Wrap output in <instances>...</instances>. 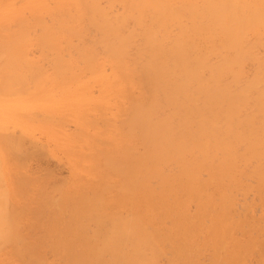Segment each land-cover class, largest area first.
Segmentation results:
<instances>
[{"label":"bare ground","instance_id":"obj_1","mask_svg":"<svg viewBox=\"0 0 264 264\" xmlns=\"http://www.w3.org/2000/svg\"><path fill=\"white\" fill-rule=\"evenodd\" d=\"M43 1H45V0H43ZM72 1H75L74 5H72V10L70 9V7H71L70 4L68 6L69 8L65 5H62V6H65V8L59 7L60 9H58V7H57L58 10L56 9L57 10L56 12L53 11L54 9L50 10V12L53 15H55L57 13L59 14V16L57 15L58 17L56 15L53 17H55L54 19L56 20V22H58V27L61 26L62 28H58L56 26V24H57L56 22H55L56 24L54 26L53 25L52 26L51 25L45 26L47 23L46 24L44 23V20H43L44 17H42V16L41 17H42L43 21L41 19H38L39 21L41 20L39 23L42 25V27L43 28L45 27L44 32H43V30H42L43 28L40 25L42 31L40 30L39 32H43V33L40 36L41 38L39 39V42H41V44H43V46L47 42H50L51 44L55 43L57 35L63 31L62 29L65 26L67 19L72 20L74 18H77L76 17L77 15L80 16V14L82 12H85V14L87 13L86 15L89 18H91V20H90L91 25L93 24L94 25L93 27H95L97 29V32H96L97 35L94 36L95 38H93V39L95 40V43L100 45V46H97V45L96 46L101 47V45H102L104 47V49H102L103 47H101L100 49L103 51L107 50V52L110 54V56L112 58L111 63H114V65L117 67V70L119 72L118 74H120L121 79L123 81H130L131 80V71L133 70L134 72L135 71L137 72L140 88H136V89H140V91H139L137 96H136V94H135V96L132 94L135 98H132L130 101V106L127 109L128 110L127 116H126L127 119L125 120V122L122 120L124 122V123L123 122L122 123L125 124L124 125L125 127L123 125L122 126L125 128V130H127L126 131L127 137L125 136V134L122 135L123 138H125V139L123 140V138H122L123 141L121 142V144L119 143L118 146L115 144L116 147L114 145L113 148H109V146H111V144H112V141H111V144L109 143L108 147H101V143L105 142V141H101V140L106 139V137L108 136L107 135L108 132L109 133L112 132L111 127H109V130L111 128L110 131L107 130L109 125L108 126L104 125L105 127H107V129L105 128V130H104V127L102 126L103 130H99L100 132H98L97 134L93 133L94 135L93 134L90 135V136H92V138H91V140H88V144H86L91 149L90 153L93 154V156L95 157L96 162H97L96 167H94L95 169L91 168V169H94L96 171L95 177H97V179H82V178L80 179V178H77L78 181L73 180L74 183L75 182H79V183L84 182V183L78 184V185L76 183L73 185V183H72L71 184L72 186H68V187H64V185H65L64 184L63 188L58 187V189H57V186L60 185L61 181L64 183V178H60V179L58 178L59 180H56V182L58 181V183L54 182L55 186H56V184H58V185L55 188H53V186H54L53 183L50 182L49 180H45L44 178H46V177H43L42 179H44L45 181H49V184L51 183L50 186L48 187L47 183L45 181L43 182V180L40 179L42 181V182H40V180L37 179V176L39 177V174H37L35 171L34 176L37 174L36 180H38L40 183H43V185L41 184V186H45L44 183H46V187L49 188L48 190H50V192L47 191L46 187H45L46 190L44 189V187L42 189L40 186V183L38 182L39 186H40V190L38 189L39 187L38 188L35 187V190L37 189L39 191L38 192L35 191L38 194L35 193V195H33V196L31 195L32 192L29 189L32 190V185H34V184H32V183H34V180H33L34 177L28 173L32 169H29L30 170L29 171L28 169L25 168L26 170H28V172L27 173L24 172L25 171L24 167H25V164L27 161V160H25L27 158V156H26V158H24L25 163L23 162L24 166L23 165L19 166L20 163L17 165L20 168L23 167L22 169L24 170L23 171L24 174L22 172L19 173V171H22L21 169L20 170L17 169V172H18L17 174H19V175L17 177L15 176V178H11V176L13 174L11 172H9L10 174H12V175H10V184L8 185V187L11 185L10 188L5 187V185L2 181L1 182L3 185L0 182V245L4 244V242L10 244L12 247L11 248L12 252L15 254L13 257L18 256L19 260L21 258V261H19V260L18 261L22 262V264H48V263H44L43 261H42L43 263L41 262L40 255H38V254L36 255V252H35L36 250L34 249L35 247H37V246L39 247V245H41L40 242H41V239H43V237H40V235H42V233H44L46 235H49L48 239L51 240V242L49 241L51 243L50 245L53 246L57 243L55 241H59L60 242L59 244L64 246V248H62V249L58 248V247H56L58 244L57 243L56 246H54L53 249L52 248L51 249L55 250L54 254L59 253L61 258L62 259L64 258L65 260L69 261L70 264H153L154 261L157 262V260L155 259L156 258L155 253L159 254L158 252H160L158 246H156L157 244H160V246L163 248L164 246H166L165 245L166 242H167V244H168V241L171 242L173 240V239H171V237L174 238L173 235H175V234L177 235V233H178L181 235L179 237L176 236L179 240L176 241L175 240L176 237H175L174 238L175 242L174 241H172V242H174V243L179 242L180 238L183 239L182 236L185 235L186 236L185 239H183V240L181 239V245L183 246V244L186 245V242H187L186 240L188 239L189 236H194V235L197 236L196 235L197 233L199 235H201L200 234L201 231L199 230L198 226L200 227V224H202V223H200V221H198L199 219H197L199 224L198 223H197V225L195 224L197 227H195V225H194V228H197L200 233L196 229H195L196 230V233H195V230H194V228H192V226L196 222V220L194 221V223L191 224L192 226L190 227L191 221H189V220L191 217H189V219H188L185 217L186 216L185 215L184 219H185V221L186 220L188 221V222L186 221L187 224H185L186 222L183 219L184 214L182 215L180 213L182 209H180L179 211H176L179 208L176 207L177 208L176 209L175 206H178V205L180 207L182 205L184 206V203L188 198H190V199L195 198L194 200L197 199L198 204L197 203L196 204L200 205L199 200H201V199H199L200 198L199 195L202 194V196H203L204 191H207V190H205V188L207 189L208 187H211L208 185L209 181L211 183V180H212V184H213V181H216V182L219 181V184L222 187L228 189V186L226 187L225 183L229 182V180H230V183H232V182L234 183V181H236L238 179V178H236V180H235V177L231 176L230 173L234 171L235 166L237 164L236 162L239 159L248 160L247 162L249 163L250 159L257 158L258 160L259 159L263 160V162L259 160L260 161L259 163H261V162L264 163V53L260 54V52H261L260 49L259 48L255 49L257 46L254 45V44H257V45L262 44V46L264 48V44L262 43V41H260V39H257L258 37H260L261 39L264 37L262 35V34H264V31H261L262 29L261 30L259 29L261 32L256 31L257 28L255 30L251 29L252 33L256 34L253 36H258L256 38L257 41H255L256 40V39H254L255 37L250 38V41L247 39L250 36V35H248L249 32H247V29H246V27H248L247 22L249 20L246 21L247 26H244L245 19L247 20V18H245L246 14H243V12L248 14V12H246V8H245L246 4H243V6H241L243 8L245 5V7L243 8V10L244 9L245 10L243 12H241L240 7H239L241 2L243 3V0H223V1L221 0V3L218 0H202V2L200 4H198V0H119V1H116V3H118V2L120 3V1L123 2L122 3L123 4V10H122V13L116 14V15L113 14V11L110 9L111 7L108 6L109 10L112 11V12H110L111 14L108 12V9H106L107 7L103 8V5H100L102 3H100V4L98 3V2H100V0H71V1H66V2L70 3ZM108 1H110V3L112 1L111 4H113V2H115L114 0H107L106 2H108ZM244 1H246V0H244ZM248 1L251 2L253 0H251V1L248 0ZM248 1H247V3H248ZM60 2H61V0H60ZM13 3H15V2H13ZM58 3H59V1H58ZM110 3H107V5H110ZM262 3L264 4V0L262 1ZM3 4H4V0H0V11H1V6ZM250 4H249V6L247 5L248 9L251 6ZM254 4H256V6L258 5L257 6L258 8L255 7V9L256 8L259 9V7H263L262 6L263 4L262 5L260 4V6L257 3H254ZM41 5H43V4H40V6ZM85 5L88 6L86 8V10L84 7ZM192 5H194V6L196 5V8ZM121 6L122 5L120 4V7ZM251 7L253 8V6H251ZM9 9H11V8H9ZM37 10H38V12H40L41 9L37 8L34 11L36 12ZM3 11L5 12V10H3ZM16 11H14V12H16ZM249 11H250V13L248 15H251L252 12L257 13V11H258V13H260V9L257 11L255 10V12H254V9L250 8ZM17 12H19V11H17ZM61 12H62V14H60ZM117 12L118 11L116 9V11H114V13H117ZM7 13H9V12L7 11L6 14ZM12 13H13V11H12ZM260 14H262V13H260ZM260 14H258L259 17H260ZM7 15H9V14H7ZM38 15H40V14L38 13ZM45 15H47V14H45ZM61 15H64V16H61ZM82 15H84V14L82 13ZM252 15H254V14H252ZM263 15H264V13H263ZM0 16H1V14H0ZM3 16H6V15L4 14ZM21 17L19 19H21ZM41 17H39V18H41ZM53 17H50V18L52 19ZM256 17H258V16H256ZM24 18L25 17H23L22 19H24ZM26 18H28V17H26ZM35 18L37 19L38 17H35ZM22 19H21V22L23 21ZM30 19H33V18H30ZM30 19H29V21L31 22ZM34 19H33V21H34ZM249 19H251L250 22L253 21L252 18H249ZM261 19L264 21V17L263 18L261 17ZM261 19H260V22H261ZM38 20H36V21H38ZM255 20H257V19H255ZM69 21H67V22H69ZM146 21H149V22H146ZM263 21H262L261 25L263 24ZM14 22H16L17 25L20 23V21L18 22V20H15ZM25 22L26 21H24V23ZM41 22L44 23L45 25L43 26V24ZM70 22H73V21H70ZM131 22H132V24H131ZM133 22H134V25H133ZM242 22L244 24H242ZM250 22H249V25L251 24ZM11 23H12V21H11ZM24 23L22 22V24H24ZM90 23H88V24H90ZM256 23H257V21H256ZM5 24H6L5 21L3 19H0V36H1L0 37V95H2V96L6 95V93H9L11 91L13 92V91L18 90V89L19 90L24 89L25 86L27 88L26 83L28 84L29 80H28V82L26 80L29 79L28 76L32 77V79L30 81H34L33 79H35L37 81L38 77H41V74H44L43 71H40V73H41L40 74L39 71H35V70H34V72L31 71L32 74H31V72L29 74V71H27V70H30V68L27 69L28 67L25 65V63H23L21 61L24 58L21 57V55H20L24 51V50H22V47H23L22 39H24V37H26V36H24L25 34L22 33L23 28H22V31L20 34L19 31L21 29L18 32L8 31L5 29L7 26ZM13 24H11V26L9 28L14 27L15 25H13ZM71 24H69V25H71ZM26 25H28V22ZM173 25H175L176 30L174 28H172ZM258 25L260 26L259 22H258ZM55 26L57 28H54ZM253 26L257 27L255 25H253ZM19 27H22V26L19 25ZM27 27L25 26V28H27ZM262 27H264V26L263 25L260 26V28H262ZM251 28H253V27H251ZM4 29H5V31H7V33H1L4 31ZM31 29H32V27H31ZM69 29L70 28H68L67 30L69 32H72V34H74L75 32L77 33V29L74 28L76 31L73 29V31H75V32H73L72 30L70 31ZM33 30H34V27H33ZM82 30H84V29H82ZM123 30H124V32H123ZM68 31H67V33H68ZM24 32H28V31H24ZM39 32H38V34H39ZM90 32H91V30H90ZM83 33H84V31H83ZM246 33H248L247 34L248 36L246 35ZM28 35L29 34H27V36ZM59 35L61 36L62 34H59ZM77 35H76L77 40L78 39L80 40L81 39L80 37L82 35L81 36L79 35L80 37ZM93 35H91V36L93 37ZM245 35H246V37H245ZM22 36H23V38H22ZM34 37H36V36H34ZM66 39H64L65 42H66ZM93 39H89V41H91ZM252 39H254V42H255L254 44H251ZM29 40L31 41V38ZM68 40H67V42H68L67 46H69V44L72 43L71 38L69 41ZM70 41H71V43H69ZM80 41H82V40H80ZM67 42L64 43L65 47H67L66 46ZM248 42H250V43H248ZM263 42H264V38H263ZM81 43H80V45L82 46L83 44H81ZM95 43H94V45H95ZM51 44H50V47H51ZM39 45H40V43H39ZM39 45H38V47H39ZM73 45H76V44L73 43ZM73 45L71 44L72 47H74ZM55 46L59 47L57 45H55ZM55 46H54V48L52 47L49 49L50 54H51V50H54L56 48ZM71 46H69L70 49H71ZM131 46H132V48H130ZM258 46H260V45H258ZM77 47L79 48L80 46L76 45L75 51H79L80 54L82 53V57H83L85 50L90 51L89 48L92 47V44H91V46H89V48H85L84 53L81 52L82 50L78 49ZM84 47H85V45H84ZM27 48L29 49V47H26V49ZM40 48H41V46H40ZM42 48H44V47H42ZM60 48L61 47H59V49ZM64 48H62V49L64 50ZM260 48H262V47H260ZM263 48H262V50H263ZM56 49L58 50V48H56ZM56 49L53 51L54 54H51V55H53L54 57L57 56L56 59L59 57H61V58L58 59V61L55 64V68L53 70L56 69V72L58 71V74L55 72L57 77L58 76H64L65 77V75H67V73H68L67 72L68 66L66 64L68 63L69 59L68 60L65 59L64 58L65 54L63 57V55H61L60 52L59 53H58V51L56 52ZM62 49H60V50H62ZM81 49H83V47H81ZM95 49L97 50L98 48L95 47ZM95 49L91 50V51H95ZM128 49L136 50V51H135L134 55L132 57H130L131 58L130 60L122 61V59H123L122 56L127 54V52L129 53V51L131 52V50H128ZM21 50H22V52H21ZM65 50H67V49H65ZM101 50H98L99 52L98 51L97 52L101 53L100 52ZM27 51L28 50H26V52ZM46 51H47V49H46ZM256 51H260V52L257 53ZM65 53H67V51ZM86 53H88V52H86ZM95 53H96V51H95ZM48 54H49V52H48ZM57 54L58 55L60 54V55L58 56ZM67 54H66V56H67ZM97 55L99 56V54H97ZM97 55H96V57H97ZM22 56L26 57V55H22ZM53 56H48V57L49 58L51 57V59H52ZM79 56L80 57H78V58L83 59V58H81V55H79ZM129 56H130V54H129ZM215 56H217V57L219 56L218 60H216L217 57H216V59L213 58ZM84 57H88V58L91 57L94 59L95 55L93 57L92 56H90V57L84 56ZM46 58H45V60H46ZM65 60L67 63H65ZM85 60H88V59L85 58ZM24 61H26V60L24 59ZM76 61H77V59H76ZM83 61L81 60V62H83ZM88 61H86V62L89 64L91 61L90 62H88ZM249 61L255 62L256 65L253 63L255 66L252 68V70L250 68H249V70L250 71L254 70V71L249 73L251 75L247 74V76H245L246 75L245 72H247V71L244 72V69H243L244 64L246 62L248 63ZM30 62H28V63H30ZM69 62L72 63L73 61L72 62L69 61ZM77 62H76V64H77ZM95 62H93V63H95ZM30 64H32V63H30ZM78 64H80V63H78ZM250 64H251V62H250ZM35 65H37V64H35ZM49 65H51V64H49ZM85 66L87 67L86 64H85ZM245 66H246V64H245ZM31 67H32V65H31ZM38 67L40 68L43 66H39V64L37 65V67L35 66L36 69ZM39 68H38V70H39ZM89 68L90 69L86 68V71L93 69V68H91V66ZM33 69H34V66H33ZM40 69L42 70L43 68H40ZM99 69H101V68H99ZM74 71L75 70H73V72ZM50 72H51V70H50ZM73 72L71 70V74ZM26 74H28L27 79H26ZM52 74H53V72H52ZM71 74H70V76H71ZM78 76H79V74H78ZM108 76H110V75H108ZM222 77H223V79H222ZM224 77H226V79ZM102 79L104 80V78H102ZM40 82L42 83V81H40ZM30 84H29L28 88L30 87ZM64 84L62 85L63 88L66 87V86L64 87ZM67 84H69V83H67ZM119 84L120 83H118V85ZM43 85H44V83H43ZM80 85L82 86V83ZM98 85L101 86V84H98ZM98 85H96V86H98ZM126 85H127V83H126ZM116 86L117 85H115V87ZM135 87H137V86H135ZM15 88H17V89H15ZM26 88H25V90H27ZM77 88H76V90H77ZM130 88L131 87L129 86V89ZM25 90H24V92H25ZM21 91H16L15 93H18V92L21 93ZM54 91L56 92L57 90H54ZM67 92H69V91H67ZM30 94L33 95L34 97L45 95L42 93V88L39 85L36 86ZM113 94H115V92ZM46 95L50 96V92H46ZM115 95H116L115 97H117V94H115ZM95 96H97V95H95ZM18 100L19 99H17V101ZM114 100H116V99H114ZM57 102H59V101H57ZM98 105H101V104L98 103ZM81 106H80V108H81ZM23 108L25 109V107H23ZM23 108H21V109H23ZM104 108H105V106H104ZM108 108H109V106H108ZM125 108H122V110L123 109L126 110ZM85 109H87V108H85ZM100 109L102 110L103 107H101ZM32 111H34V110H31L30 114L31 113L35 114V112H32ZM37 111H39V110H37ZM114 111L116 112V110H114ZM103 112H104V110L102 111V113ZM158 112H161L163 114L161 115V113H160V114L156 115ZM37 113H39V112H37ZM43 113L44 112H40L39 113L40 116H41V114L45 116V113L44 114ZM54 113H56V112H54ZM54 113L49 116L51 119H52L51 116H53ZM86 113H88V112H85V114ZM105 113L106 112H104L103 115H107ZM111 113H113V112H111ZM26 114H28V116ZM39 114H38V116H39ZM77 114H78V112H77ZM20 115H22V114H20ZM23 115H26L30 119L33 116V115L29 116V113H26V112L23 113ZM46 115H49V114L47 113ZM61 115H63V113H61ZM94 115L95 114L93 113V115L91 117L92 120H95ZM122 115L124 116V114H122ZM44 116L41 117V119H43ZM56 116L58 117V113ZM84 116H86V115H84ZM84 116H83V118H84ZM2 117H3V115L0 112V121H1ZM23 117H25V116H23ZM45 117L47 120L48 117L47 116H45ZM60 117H62V116H60ZM63 117H64V115H63ZM63 117L61 119L60 118H58V119L55 118V119L59 120V122H60V120H62ZM96 117L98 118L99 116H96ZM107 117H109V115ZM32 118L35 119L34 117H32ZM36 118H39V117H37V115H36ZM66 118L64 117V120H66ZM110 118H111V116H110ZM7 119H9V118L7 117ZM23 119L26 120V118H23ZM51 119H49V120H51ZM55 119H53V120L55 121ZM67 119L70 120L69 118H67ZM101 119L102 120L104 119L102 122L107 121L103 117L102 118L100 117V120ZM107 119L109 120V118H107ZM116 119H118V118H114V120H116ZM36 120H38V119H35V121ZM111 120H113V119H111ZM1 122H4V121H1ZM9 122L13 123L14 121L10 120ZM43 122H44V120H43ZM62 122H60L59 124H61ZM85 122H86L85 118H84V123H83V120L81 119L82 126H85V127L89 126V125H86ZM87 122H90V120L88 121V119H87ZM14 123L18 124L16 122H14ZM45 123L47 124V122H45ZM48 123H52V122L48 121ZM56 123H57V121H56ZM90 123H92V122H90ZM96 123H97V125H99L98 121ZM106 123H108V122H106ZM40 124H42V123H40ZM46 124L44 125L45 127L48 125V124L47 125ZM78 124L79 123H77V125ZM8 125L10 127H12V125H10V124H8ZM63 125H61V126L63 127ZM1 126L8 128L5 125H1ZM56 126H58V125H56ZM76 127L77 126L75 125V129L77 130ZM85 127L82 128L83 130L82 129L80 130V127H78V131L80 130L83 132L86 129ZM18 128H21V127L19 126ZM55 129H56V127H55ZM58 129L60 130V128H58ZM92 129H93V126H92ZM116 129L118 131L120 130L118 128H116ZM14 130H16V128ZM26 130H28V129H26ZM51 130H53V129H51ZM192 131H193V133H191ZM3 132H4V129H3ZM8 132H10V131H7V133L4 132V134L5 133L8 134L7 135L8 137L11 136L10 139H8V137L6 138V134H5V138L3 140H0V142H5L6 147H9L12 149L11 152L9 151V149H7L9 154L13 155L17 152V154H15V155L19 156L21 154L20 156L23 158L24 157L22 155L23 153H21L23 151H21V150H24V149H20L21 141H20V143H19V141H17V136H16L17 131H15L16 132L15 136H14L13 132L12 133L10 132L11 135H9ZM18 132H19V130H18ZM88 132H89V130H88ZM94 132H97V131H94ZM113 132H115V130ZM122 132H123V130H122ZM19 133H21V132H19ZM19 133L17 135H20ZM62 133H63V131H62ZM1 134L3 135V133H1ZM12 134L16 138V141L14 140L15 138L13 139ZM116 134H114V135L116 136ZM75 135H77V134L75 133ZM23 136L25 138L27 137L26 134L21 135V137H23ZM85 136H86V133L84 132V133H81L79 137H85ZM88 136H89V134H88ZM111 136H113V135H111ZM134 136H135V138H136V136L142 137V138H140L141 141L139 142V143H141V142L143 143V149H141L142 150L141 152H138L140 147L138 148L137 146H140L142 144L138 145L137 144L138 141L136 142V140L133 139ZM18 137H20V136H18ZM21 137H20V139H21ZM77 137H78V135H77ZM110 138H108V139H110ZM82 139H84V138H82ZM111 139H113V138H111ZM117 139L118 138H116V139L114 138L113 140H117ZM119 139H120V137H119ZM7 140H9L8 144L6 142ZM28 141H29V139L27 140V143H28ZM30 141H32L31 138H30ZM30 141H29V143H30ZM78 141L80 142V140H78ZM100 141H101V143H100ZM33 142H34V140H33ZM117 142H119V141H117ZM38 144H39V142H38ZM38 144L36 143V145H38ZM107 144L105 146H107ZM21 145L23 146L25 144H21ZM31 145H33L31 147H34L35 143L31 144ZM64 145H65V143H64ZM75 145H77V144H75ZM238 145L239 146L241 145V147L243 148V150L241 152L236 151L235 147ZM66 146H65V149H66ZM70 147H72V146H70ZM83 147H84V144H83ZM241 147H239V149ZM25 148H27V147H25ZM41 148H42L41 150H43L44 145ZM19 149L21 152L19 151ZM31 150H30V152H31ZM33 150H32V152H33ZM69 150L70 149H68V151ZM18 151H19V153H18ZM25 151H27V150H25ZM12 152H13V154H12ZM83 152H85V151H83ZM85 153L87 155L89 154V152L88 153L85 152ZM220 153H222V154L220 155ZM216 154L217 155L219 154L220 156L218 155L219 158L216 157L218 159L217 160L218 162H217V164L214 165L212 163L213 161H210V156L212 157ZM28 155L30 156L29 152H28ZM85 156L81 157V158H86ZM10 157H9V159H10ZM17 157H16V159H15V157L13 159L18 161L19 159L17 160ZM21 157H19L20 160L22 159ZM212 158L214 159L215 157H212ZM9 159H7L6 161L8 162ZM15 160H12V161H15ZM70 160H73V159H70ZM258 160H256V161H258ZM171 161H173L174 163L173 162L171 163ZM256 161H254V162H256ZM243 162H242V164L245 166V164H247V163H246V161H245V164ZM170 163L173 164V167H169L167 170L166 169L167 166H171ZM259 163L257 165L262 167V165ZM15 165L13 167H15ZM28 165H27V168H28ZM77 165H80V164H77ZM243 165H242V167H243ZM252 165H254V164H252ZM9 166H10V164H9ZM222 166H225L226 170H224L223 172L226 173L227 175H224L222 173V171H221ZM75 167L76 166H74V168ZM80 167L83 168L82 164L80 165ZM239 167H240V165H239ZM15 168H17V167H15ZM85 168L86 167L84 166V169ZM37 169L42 170V171L43 170L46 171L45 169H42V166H41V169L40 168H37ZM237 169H239L238 166H237ZM245 169H247V168L245 167ZM261 169H263V167L258 168V170H261ZM14 170H16V169H14ZM242 170H243V168H242ZM202 171H205V173L208 172L207 175H208L209 181H203L202 180L201 177H203V175H200L202 173ZM32 172L33 171H31L30 173H32ZM91 172H92V170H91ZM236 172H238V171H236ZM3 173H4V171L2 170V166L0 165V178H2ZM49 173H50V171H49ZM233 173H235V172H233ZM238 173H237L238 175L236 174L237 176L240 175V172H238ZM25 174H26V176H24ZM71 174L73 175V173H71ZM28 175H29V177H33V178L30 179L29 177H27ZM45 175H47V173ZM229 175L232 177V179L230 178ZM255 175L256 174H254V176L250 174L251 177L252 176L255 177ZM263 175H262V173L259 172L258 173L259 179L263 178V177H261ZM52 176H53V174H52ZM205 176H206V174H205ZM225 176H227L229 180L226 179V182L224 183V181H225L224 177ZM242 176H244V175H242ZM12 177H14V176H12ZM53 177H55V175ZM153 177H154V180L152 179ZM47 178H48V176H47ZM155 178L158 179V187L155 185L157 187V189L159 188L157 190L158 192L153 193L151 191V193H150L148 191L150 194H148V197H147V195L145 194V192H147L146 191L147 185H148L149 181L150 182L151 181L153 182L155 180L157 181V179H155ZM245 178H246V176H245ZM51 179H52V177H51ZM233 179H234V181H233ZM8 180H9V177H8ZM263 180L264 179H262V181ZM52 181H54V180H52ZM65 181H66V178H65ZM238 181H239V179H238ZM262 181H261V183H262ZM62 182H61V184H62ZM30 183L32 184L31 186H29ZM67 183H69V182L67 181ZM237 183L240 184V182H237ZM261 183H258L257 185H259ZM35 184H36V182H35ZM229 184H227V185H229ZM220 185H219V187H220ZM240 185H242V182ZM51 186L54 189V190L52 189V193H53V191H56L55 189H57L60 192H58V191H56V192L60 193V194H58L60 196L57 195V197H56L55 193H54L55 195L50 194L51 193V189H50ZM27 187H31V188H28V191H30V192H28L27 190L24 192V190ZM151 187L153 188V186H151ZM230 187H231V185H230ZM234 187H236V186L234 185ZM109 188L113 189V190H109ZM208 189H210V188H208ZM246 189H248V188H246ZM108 190H109V192L113 191L114 193H112L113 194L112 201H110V203L107 204V201L110 200V199H107V197L105 195L106 191L108 192ZM155 190H156V188H155ZM212 190L216 191L217 189H215V188L211 189V193L213 192ZM219 191H220V188H219ZM26 192H27V194H26ZM205 193L208 194L207 192H205ZM209 193H210V191H209ZM217 193L219 195V192H217ZM228 193H230V192H228ZM255 193H259V192L257 191ZM224 194L222 192V195H224ZM51 196L53 198L55 196V199L53 200ZM110 196H111V194H110ZM183 196H186V197H183ZM204 196H205V194H204ZM212 196H214V195H212ZM212 196L211 195L205 196L204 197L205 200H201V202L204 201V203H206V205L215 203L213 201L215 200L214 198L217 195H215V197L213 198L214 199L213 201L210 198ZM220 196H221V193H220ZM232 196H233V194H232ZM201 198H203V197H201ZM222 198L225 200V197H222ZM230 198L231 197H229L228 199L230 200ZM171 199L174 200V202ZM189 200H188V202H189ZM194 200L192 202H194ZM215 201H217V200H215ZM244 201H242V202L244 203ZM190 202H191V200H190ZM226 202H227V200H226ZM232 202H233V200H232ZM242 202L239 203L240 204L239 206H243ZM246 202L247 201H245V203ZM227 204H229V202ZM227 204L225 203V205H227ZM235 204H236V202L234 203V205ZM35 205H36V208L34 211V214H35L34 215L31 212H33L32 209H33V206H35ZM106 205H108L107 207L110 206L111 209H106ZM212 206L214 207V209H217L216 208L217 206H215V205H212ZM31 207H32V209H31ZM222 207H223V205H222ZM48 208H49V210H48ZM197 208H199V207L197 206ZM210 208H207V209H210ZM243 209H245V208L243 207ZM44 210H45V212H47V210L50 212L49 213L47 212L48 213L47 214V213L43 212ZM107 210H110V211H107ZM121 210H127L128 214L129 213L130 214L129 215L125 214L126 216L122 218V216H124V214H122ZM197 210L199 211L200 208ZM217 210H219V209H217ZM119 211H121V213ZM212 211L214 212V210H212ZM234 211L238 212L241 210L239 209V210H234ZM42 212L47 214L48 216L44 215ZM125 212L126 211H124V213ZM194 212H195V210H194ZM208 212H211V211L208 210ZM213 212L210 213L211 214L210 219H212V220H210V222H213L212 225H214V226L216 225V229L221 231L223 229H220V228L224 227L226 225V223H228L230 221V220H228V215H227V217H225L226 218L225 220L222 219L223 217L219 218V222H218L217 213L219 211L217 213H216V210L214 213ZM150 213H152V214L150 215ZM187 214H188V212H187ZM201 214H202V210H201ZM201 214L196 215V216H201ZM221 214L223 215L225 213L222 212ZM190 215L194 216L192 214H190ZM190 215H188V216H190ZM242 215H243V213H242ZM166 216H167V218L169 216H171V218H172V216L175 217V219H174V217L172 219L170 217L168 218L172 221L174 219V221L172 223L175 222V226H174L175 230L173 228H172L173 230H171V226L169 228L170 230L169 229L163 230V229H167V228H164L165 223L163 221L164 217H166ZM202 216L204 217L205 215L203 214ZM207 216L209 217V214ZM240 216H241V214H240ZM237 217L235 218V216H234L233 219H237ZM194 218L192 217L191 220L193 221ZM196 218H198V217H196ZM248 218H250V217H248ZM166 219H165V221H166ZM226 220H228V221L226 222ZM90 221H91V224H93V225H90L91 227L90 226L88 227V224L90 223ZM237 221L236 220H235V222L233 221L234 223L231 222L230 225H233L236 227V225H234V224ZM188 223H189V225H188ZM252 223H254V221ZM248 224H249V222H248ZM230 225L228 227H230ZM257 225H259V224H257ZM260 225H261L260 227L258 226L259 229L261 227H263L264 223L263 224L261 223ZM92 226H94L95 228L93 229V231H89V233L91 232L89 234L87 232L86 228H91L89 230H92V228H93ZM214 226H213V228H215ZM255 226H256V224H255ZM255 226H253L254 229H255ZM166 227H169V226H166ZM244 227H247V226L245 225ZM148 228H150L151 230H149ZM233 228H231V230H233ZM229 229L227 228V225H226V229H224V230L229 231ZM241 229H242V227H241ZM243 229H245V228H243ZM42 230L44 232H40ZM161 230H163V231H161ZM217 230L213 231L214 234ZM224 230L222 232L227 233V231H224ZM231 230L229 231L230 233H231ZM256 230H257V228H256ZM28 231L30 234L33 231H35V232L38 231L36 235L39 234V236H35L34 235L35 233H33V236H35V237H33L32 234L30 236ZM204 231L205 230L203 229V232ZM210 231H211V229H210ZM257 231L260 232L259 230H257ZM206 232H205V234H206ZM239 232L240 231H238L234 237H236V235ZM221 233H219V234H221ZM223 233L221 234V237H222V235L225 234V233L224 234ZM230 233H227V234H230ZM227 234H225V236ZM254 234H256V233H254ZM254 234H253V236H254ZM46 235H43V236H46ZM210 236H211V234H210ZM212 236L209 239L212 240ZM229 236H231V235H229ZM166 237H168V239L170 238L171 240L169 239L166 241L165 240V239H167ZM200 237L202 238V236H200ZM219 237H220V235H218V237L216 239L214 238V240H217ZM260 237H262V236H260ZM260 237L258 239L261 240ZM205 238H207V237L205 236ZM205 238H204V240L207 241L208 239H205ZM247 238H249V237H247ZM191 239L193 240L194 237L193 238L189 237L188 241ZM199 239L200 238H198V240ZM221 239H220V241H221ZM258 239H256V240H258ZM44 240H45V237H44ZM46 240H47V238H46ZM46 240L44 241V243L46 242L45 244L48 245L47 244L48 240L47 241ZM154 240L157 243L156 245H155V242L153 243ZM223 240L225 242L227 239L226 240L223 239ZM256 240L254 239L253 241L255 243H257ZM182 241H184L185 243H183ZM210 241H209V243H211ZM228 241L230 244L232 242V239L228 240ZM235 241H236V239H235ZM172 242H171V245H174V243L172 244ZM215 242H214V244L217 245V242L216 243ZM245 242L242 241L241 244H243V243L245 244ZM250 242L252 243L251 240H250ZM41 243H43V241ZM195 243H196V241H195ZM212 243H213V240H212ZM222 243H223V241H221V244ZM226 243H228V242L226 241L225 244L222 245V246H224V248L227 247ZM246 243L249 245V241ZM59 244H58V246H59ZM179 244L180 243L177 244L178 249H180V251L182 252L181 253L182 255L187 253V251L186 252L184 251L186 246H188L189 249H191L189 247L190 245L193 246L192 243L191 244L187 243L188 245H186V246L184 245L185 246L184 248L183 247L179 248L181 246V245L179 246ZM206 244H204V245H206ZM235 244H236V242H235ZM237 244H238V242H237ZM231 245H232V243H231ZM149 246H150V248L152 247L151 250H150ZM196 246H195V249H193L195 251H196V248L199 247V246H197V247ZM238 246H239V244H238ZM238 246L236 247L235 250H232L233 253H230V254L226 253V254H228V255L232 254L233 255L236 252L237 248H239ZM251 246L249 247L250 249L254 248L253 246L251 248ZM169 247H172V246H170V244H169ZM176 247L177 246H175V245L173 246V248H176ZM212 247H216V246L212 245ZM234 247L235 246H233V249H234ZM54 248H56L58 250L60 249L59 252H57L56 249H54ZM155 248L157 249V252H156ZM206 248H208V246H206ZM221 248H223V247H221ZM259 248H260V246H259ZM259 248L256 247L255 251H257V249L259 250ZM40 249H42V247ZM182 249H183V251H182ZM189 249H188V251L189 252L192 251V253H193V250H189ZM205 249H203V251ZM217 249L215 248L214 250H217ZM220 249H218V250H220ZM250 249H249V251H250ZM145 250L149 252V255H148V252L146 254ZM152 250L153 251L155 250V251H154V255L151 256L152 257L151 258L150 255H152V253H153ZM247 250H248V248H247ZM247 250H246V254H247V252L249 253V251H247ZM161 251H162V249H161ZM177 251H179V250H177ZM230 251H231V249L229 250V252ZM144 252H145V255H144ZM211 252H213V250ZM222 252H223V250H222ZM239 252L241 253L242 251H239ZM239 252H236V254L237 253L239 254ZM263 252H264V250H263ZM170 253L168 251L167 254H170ZM177 253L178 252H176L175 255H177ZM6 254H7V252H6ZM42 254H43V252H42ZM142 254H143V257L148 255L147 259H146V257H144V258L141 257ZM246 254H245V256H246ZM255 254L256 253L252 254V256L253 255L255 256ZM259 254H260V252H259ZM175 255H173V256H175ZM189 255L191 256V254H189ZM205 255H207V254H205ZM207 256H214V255H207ZM217 256H218V254H217ZM234 256H232V258H234ZM239 256H241V254H239ZM254 256H253V258H254ZM257 256H258V253H257ZM164 257L166 260V264L168 261H169L168 262V264H169L170 258H168L169 259L168 260V259H166V256H164ZM184 257H187V256L184 255ZM184 257H182V258H184ZM192 257H194V256H192ZM197 257L195 256L196 260H197ZM150 258L152 260H150ZM188 258L189 257H187L186 259L188 260ZM232 258H231V260H232ZM236 258L238 259V257H235L234 259H236ZM255 258L257 260L258 257H255ZM184 259H182V260H184ZM241 259H243L245 261V258H241ZM261 259H258V260H261ZM176 260H177V258H176ZM243 260H240V261H243ZM67 261L65 263H67ZM151 261L153 263H151ZM214 261H216V259H214ZM222 261H224V260H222ZM228 261H230V260H228ZM180 262H181V259H180ZM196 262H200V261H196ZM230 262H231V264L237 263L234 261H233V263H232V261H230ZM14 263H10V264H14ZM243 263L244 262H242V264ZM16 264H19V263H16ZM244 264H250V263H244ZM257 264H259V263H257Z\"/></svg>","mask_w":264,"mask_h":264},{"label":"rangeland","instance_id":"obj_2","mask_svg":"<svg viewBox=\"0 0 264 264\" xmlns=\"http://www.w3.org/2000/svg\"><path fill=\"white\" fill-rule=\"evenodd\" d=\"M46 1V2H45ZM45 1H41V0H4V4L1 6V16H0V19H3L4 21H5V25H7L6 26V30H8V31H13V32H18L20 29V31H19V33L21 34V31H22V28H23V31H22V33H24L25 35L24 36H26V37H24V39H22V41H23V47H22V50H24L23 51V53L22 54H20L21 55V57H23L26 61H24V59L23 60H21L23 63H25V65L28 67L27 69H29L30 68V70H27V71H29V74H30V72L32 71V72H34V70L35 71H39V73H40V71H43L44 72V74H41V77H38V79H37V81L35 80V79H33L34 81H30L31 79H32V77H30V76H28V74H26V79H27V76L29 77V79H27L26 81L28 82V80H29V82H28V84L26 83V85H27V88H26V86H25V88L27 89V90H25V88L24 89H21V90H15V91H11V92H9V93H6V95H0V112L2 113V115H3V117H2V119H1V121H4V122H1L0 121V140H3L4 138H5V134L7 133V131H10L11 133L13 132L14 133V136H15V134H16V132L15 131H17V134L19 133V132H21L23 135H25L26 134V138L23 136V137H21V133H19L20 135H17L16 134V136H17V141H19V143H20V141H21V144H25V145H21L20 144V149H24V150H21V151H23V152H21L20 151V149H19V151L21 152V153H23L22 155L24 156L23 158L19 155H15V154H17V152L15 153V154H13V152H12V154L13 155H11V154H9V152H8V150L7 149H9V151L11 152L12 151V149L11 148H9V147H6V145H5V142H0V165L2 166V170L4 171V173H3V176H2V178H0V182L2 181L3 183H4V185H5V187H7V188H10V186L8 187V185L10 184V175H12V176H14V177H12L11 176V178H15V176L17 177L19 174H17L18 172H17V169H21L22 171H19V173L20 172H22L23 174H24V172H28V170L29 169H32L31 171H33L32 173H30V172H28L29 174H31L33 177H29V175L27 176V177H29L30 179L31 178H33V180H34V183H32V184H34V185H32L31 183H30V185L29 186H31L32 185V190L31 189H29L32 193H31V195L33 196V195H35V191H39L40 190V186H41V184L43 185V183H40V182H42L40 179H42L43 177H46L47 178V176H48V178L46 179V178H44L45 180H49L50 182H52L53 183V188H55L58 184H56V186H55V184H54V182L55 183H58V181L56 182V180H59L60 178H64V183L62 182V184H61V182H60V185H58L57 186V189H58V187H62L63 188V185H64V187H68V186H72L71 184L73 183V185L76 183L77 185L78 184H82V183H84V182H75L74 183V181L76 180V181H78V179L77 178H82V179H97V177H95V175H96V171L94 170L95 168L94 167H96V165H97V162H96V159H95V157L93 156V154L92 153H90V148H89V146L88 145H86V144H88V140H91V138H92V136H90V135H92L93 133H98V132H100L99 130H103L102 129V126L104 127V130H105V128L107 129V127H105V126H108V131H110L111 130V128H112V132H108L107 133V137L108 138H118L117 140H113V139H108L107 137H106V139H103V140H101V141H105V142H103V143H101V141H100V143H101V147H108L109 146V143L111 144V141H112V144H111V146H109V148H113L114 147V145L116 144L117 146L119 145V143L121 144V142L125 139V138H123V136L122 135H124L125 134V136L127 135V133H126V131L127 130H125V124H123L124 122H125V120L127 119V112H128V107L130 106V101H131V99L132 98H135L134 96H135V94H136V96L138 95V93H139V91H140V89H136V88H140V84H139V81H138V76H137V72L135 71H131V80L130 81H123L122 79H121V77H120V74H118L119 72H118V70H117V67L114 65V63H111L112 62V58H111V56H110V54L107 52V50H105V51H103V50H101L100 48L101 47H103L102 45H101V47H97V46H100V45H98V44H96L95 43V40L93 39V38H95L94 36H96L97 34H96V32H97V29L95 28V27H93L94 25L92 24L91 25V18H89L86 14H85V12H82L84 15H82V13L80 14V16L79 15H77L76 17L77 18H74V19H72V20H70V21H73V22H70L68 19L66 20V24H65V26L63 27V31L61 32V33H59V34H62L61 36L59 35H57V37H56V40H55V43H53V44H51L50 42H47V43H45L44 44V46H43V44H41V42H39V39L41 38L40 36L42 35V33L44 32V28L42 27V25L39 23L41 20H42V17H44L43 18V20H44V23L46 24H44V23H42L43 24V26L45 25V26H54L56 23V26L58 27V22H56V20L54 19L55 17H53V16H59V14L57 13V14H55V15H53L51 12H50V10H53L54 12H56L58 9H60V8H65V6H69V4H70V9L72 10V5H74V2L75 1H72V2H66V1H71V0H61V2H60V0H45ZM58 1H59V3H58ZM107 0H100V2H98L99 4L100 3H102V4H100V5H103V8H106V9H108V12L110 13V12H112L113 11V14L114 15H116V14H120V13H122V10H123V2H121L120 1V3L118 2V3H116V1H119V0H114L115 2H113V4L115 5H113V4H111L112 3V1H111V3H110V1H108V2H106ZM220 3H221V0H218ZM223 1V0H222ZM247 1L248 0H246V1H244L243 0V3L241 2V4L239 5V7H240V10H241V12H243L244 10H243V8L245 7V5H244V7L242 8L241 6H243V4H246V12H248V14L250 13V11H249V9L251 8V9H254V12H255V10L257 11V10H259L260 9V13H262V14H260V13H258V11H257V13L255 12V13H253L252 12V14H254V15H248L247 13H244L243 12V14H246L245 15V18H247V20L245 19V24L242 22V24H244V26H247L248 25V27H246V29H247V32H249V34L248 33H246V35L248 34V35H250L247 39L250 41V38H252V37H255L254 39H256L258 36H253V35H256V34H254V33H252V31H251V29L252 30H255L256 28V31H260L261 29V31H264V27H262V28H260V26H264V21L261 19V17L263 18L264 17V15H263V13H264V4L262 3V1L263 0H253V1H251V2H249L248 1V3H247ZM256 1V2H255ZM13 2H15V3H13ZM42 2V3H41ZM202 2V0L200 1V0H198V4H200ZM245 2V3H244ZM259 2V3H258ZM61 3V4H60ZM72 3V4H71ZM104 3V4H103ZM107 3H110V5H107ZM219 3V4H220ZM251 3V4H250ZM254 3H257V4H259V6H260V4L263 6V7H259V9H257L258 7V5L256 6V4H254ZM40 4H43V5H41L40 6ZM98 4V5H99ZM120 4L122 5L121 7H120ZM249 4L251 5V6H253V8L250 6L249 7V9H248V7H247V5L249 6ZM7 5V6H6ZM62 5H65V6H62ZM106 5V6H105ZM112 5V6H111ZM111 7L110 9L112 10V11H110L109 10V7ZM191 6V5H190ZM192 6H194V5H192ZM28 7V8H27ZM53 7V8H52ZM55 7V8H54ZM57 7H58V9H57ZM60 7V8H59ZM85 7V10H86V8L88 7L87 5H85L84 6ZM195 8H196V5L194 6ZM255 7H257L256 9H255ZM9 8H11V9H9ZM37 8H40L41 10H40V12H38V10L35 12L34 10L35 9H37ZM49 8V9H48ZM69 8V7H68ZM74 8V7H73ZM263 8V9H262ZM47 9V10H46ZM57 9V10H56ZM116 9H117V13H114V11H116ZM262 9V10H261ZM3 10H5V12L3 11ZM13 11V13H12V11ZM19 11V12H17V11ZM84 10V11H85ZM248 10V11H247ZM9 12V13H7V14H9V15H7L6 14V12ZM11 11V12H10ZM14 11H16V12H14ZM48 11V12H47ZM53 12V13H54ZM35 13V14H34ZM38 13L40 14V15H38ZM43 13V14H42ZM6 15V16H3V15ZM30 14V15H29ZM45 14H47V15H45ZM60 14H62V12L60 13ZM111 14V13H110ZM258 14H260V17H259V15ZM263 15V16H262ZM22 16V17H21ZM42 16V17H41ZM57 16V17H58ZM61 16H64V15H61ZM256 16H258V17H256ZM21 17V19L23 18V17H25L24 19H22L23 21V23H24V21H26L24 24H22V22H21V19H19ZM26 17H28V18H26ZM35 17H38L37 19L35 18ZM39 17H41V18H39ZM50 17H53L52 19L50 18ZM252 18V20L253 21H251L250 22V20L251 19H249V18ZM255 17V18H254ZM17 18V19H16ZM30 18H35L34 19V21H33V19H30ZM79 18V19H78ZM84 18V19H83ZM13 19V20H12ZM27 19V20H26ZM29 19L31 20V22L29 21ZM38 19H41L40 21L38 20ZM89 19V20H88ZM255 19H257V20H255ZM260 19H261V22H260ZM15 20H18V22L20 21V23L17 25L16 24V22H14ZM36 20H38V21H36ZM42 20V21H43ZM87 20V21H86ZM249 20V21H248ZM11 21H12V23H11ZM67 21H69V22H67ZM80 21V22H79ZM246 21H248L247 22V25H246ZM255 21V22H254ZM256 21H257V23H256ZM262 21H263V24L261 25V23H262ZM27 22H28V25H26L27 24ZM35 22V23H34ZM56 22V23H55ZM146 22H149V21H146ZM249 22L251 23L250 25H249ZM254 24H253V23ZM258 22H259V24H260V26L258 25ZM14 23V24H13ZM68 23V24H67ZM72 23V24H71ZM88 23H90V24H88ZM130 23V22H129ZM256 23V24H255ZM9 24V25H8ZM11 24H13V25H15L14 27L16 28H14V27H11V28H9L10 26H11ZM69 24H71V25H69ZM76 24V25H75ZM131 24H132V22H131ZM12 25V26H13ZM19 25L20 26H22V27H19ZM27 27V28H25V26ZM32 25V26H31ZM40 25H41V27L43 28L42 30H43V32H39L40 30H41V27H40ZM60 25V24H59ZM91 25V26H90ZM133 25H134V22H133ZM253 25H255V26H257V27H254ZM54 27V28H57V27ZM75 26V27H74ZM87 26V27H86ZM90 26V27H89ZM8 27V28H7ZM18 27V28H17ZM31 27H32V29H31ZM33 27H34V30H33ZM39 29H38V28ZM73 27V28H72ZM250 27V28H249ZM251 27H253V28H251ZM58 28H62L61 26H59ZM68 28H70L69 30L71 31H73V29L75 28V29H77V33L75 32V31H73V32H75L74 34H72V32H69L67 29ZM95 28V29H94ZM172 28H174L175 30H176V27H175V25H173V27ZM249 28V29H248ZM5 29H4V31L3 32H1V33H7V31H5ZM31 29V30H30ZM37 29V30H36ZM82 29H84V30H82ZM260 29V30H259ZM41 30V31H42ZM90 30H91V32H90ZM95 32H94V31ZM24 31H28V32H24ZM67 31H68V33H67ZM83 31H84V33H83ZM260 31V32H261ZM32 32V33H31ZM38 32H39V34H38ZM94 32V33H93ZM123 32H124V30H123ZM41 33V34H40ZM71 33V34H70ZM27 34H29L28 36H27ZM78 34V35H77ZM89 34V35H88ZM94 34V35H93ZM23 35V34H22ZM66 35V36H65ZM76 35L77 36H79L81 39L80 40H82V41H80L79 39L77 40V37H76ZM91 35H93V37L91 36ZM246 35H245V37H246ZM247 35V36H248ZM263 36H264V34H262ZM34 36H36V37H34ZM74 36V37H73ZM91 36V37H90ZM1 37V36H0ZM5 37V36H4ZM60 37V38H59ZM63 37V38H62ZM71 38V40H72V43H71V41L69 42V43H71L72 45H73V43H75L77 46H80L78 49H80V50H82L81 52H83L84 53V50H85V48H89V46H91V44H92V49L91 48H89L90 49V51H87V50H85V53H84V55H83V57H82V53L80 54L79 53V51H75L76 50V45H73L74 47H72L71 46V44H69V46H71V49H70V47L69 46H67L68 45V42H67V40L69 39L70 40V38ZM78 37V38H79ZM88 37V38H87ZM22 38H23V36H22ZM31 38V41L29 40V39ZM67 38V39H66ZM264 38V37H263ZM263 38L261 39L260 37H258L257 39H260V41H262V43L264 44V42H263ZM64 39H66V42H67V44H66V46L67 47H65V45H64V43H66L65 42V40ZM76 39V40H75ZM89 39H93V40H91V41H89ZM246 39V38H245ZM246 39V40H247ZM254 39H252L251 40V44H254L255 42H254ZM257 39L255 40V41H257ZM28 40V41H27ZM64 40V41H63ZM68 40V41H69ZM63 41V42H62ZM74 41V42H73ZM78 41V42H77ZM95 43V45H94V43ZM40 43V45H39V43ZM82 42V43H81ZM85 42V43H84ZM90 42V43H89ZM139 42V41H138ZM58 43V44H57ZM79 43V44H78ZM80 43L81 44H83L82 46L80 45ZM248 43H250V42H248ZM47 44V45H46ZM50 44H51V47H50ZM60 44V45H59ZM38 45H39V47H38ZM46 45V46H45ZM53 45V46H52ZM55 45H57V46H59V47H61L60 49H62V48H64V52L62 51V50H60L59 49V47H56ZM84 45H85V47H84ZM88 45V46H87ZM97 45V46H96ZM255 46H257L255 49H260V51L262 52H260V51H256L257 53H259L260 52V54H263L264 53V48H263V46H262V44H258V45H260V46H258L257 44H254ZM40 46H41V48H40ZM54 46L56 47V48H58V50L56 49V52L58 51V53L60 52L61 53V55H63V57H64V54H65V59H69L68 60V63L66 62V60H65V63H67L66 65L68 66V73H67V75H65V77L64 76H56V74H55V72H56V69L55 70H53L54 68H55V64H56V62L58 61V59H60L61 57H59V58H57L56 59V57H54L53 55H51V54H54V50H51V54H50V48H54ZM26 47H29V49L27 48L26 49ZM42 47H44V48H42ZM49 47V48H48ZM81 47H83V49H81ZM95 47L96 48H98L97 50L95 49ZM260 47H262L263 48V50H262V48H260ZM130 48H132V46L130 47ZM137 48V47H136ZM44 49V50H43ZM46 49H47V51H46ZM65 49H67V50H65ZM95 49V51H96V53L97 54H99V56L95 53V51H91V50H94ZM102 49H104V47L102 48ZM106 49V48H105ZM135 49V48H134ZM22 50H21V52H22ZM26 50H28L27 52H26ZM60 50V51H59ZM98 50H101L100 52L101 53H98L99 51ZM128 50H131V49H128ZM42 51V52H41ZM47 53H46V52ZM62 51V52H61ZM67 51V53H65ZM98 51V52H97ZM127 51V50H126ZM133 51V52H132ZM135 51L136 50H131V52L129 51V53L127 52V54H125L124 56H122V61H124V60H130L131 58L130 57H132L133 55H134V53H135ZM44 52V53H43ZM48 52H49V54H48ZM78 52V53H77ZM86 52H88V53H86ZM94 52V53H93ZM103 52V53H102ZM29 53V54H28ZM43 53V54H42ZM46 53V54H45ZM74 53V54H73ZM133 53V54H132ZM66 54H67V56H66ZM109 54V55H108ZM129 54H130V56H129ZM22 55H26V57L25 56H22ZM58 55V54H57ZM60 55V54H59ZM58 55V56H59ZM79 55H81V58H83V59H80V58H78V57H80ZM95 55V58L93 59V58H91L90 56H94ZM96 55H97V57H96ZM48 56H53L52 57V59H51V57L49 58ZM84 56H89L90 58H88V57H84ZM47 57V58H46ZM216 57L217 56H215V57H213V58H215L216 59ZM45 58H46V60H45ZM85 58H87L88 60H85ZM110 58V59H109ZM218 58H219V56L217 57V59L216 60H218ZM22 59V58H21ZM41 59V60H40ZM73 59V60H72ZM76 59H77V61H76ZM97 61H96V60ZM214 59V60H215ZM38 60V61H37ZM81 60L83 61H88V62H90L89 64L86 62H81ZM99 60V61H98ZM105 60V61H104ZM108 60V61H107ZM31 61V62H30ZM36 61V62H35ZM64 61V60H63ZM69 61H73L72 63H70ZM77 62V64H76V62ZM96 61V62H95ZM28 62H30V63H32V64H30V63H28ZM93 62H95V63H93ZM102 62V63H101ZM250 62H251V64H250ZM78 63H80V64H78ZM255 64V62H252V61H249L248 63L246 62L245 64H246V66H245V64H244V72L245 71H247V72H245V76H247V74L248 75H251V74H249V73H251V72H253V71H250L249 70V68L252 70V68L256 65H254ZM34 64V65H33ZM35 64H39V66H43V67H40V68H43L42 70L39 68V70H38V68L36 69L35 68V66L37 67V65H35ZM49 64H51V65H49ZM85 64L87 65V67L85 66ZM249 64V65H248ZM253 64V65H252ZM24 65V66H25ZM31 65H32V67H31ZM97 65V66H96ZM249 67H248V66ZM252 65V66H251ZM30 66V67H29ZM33 66H34V69H33ZM50 66V67H49ZM54 66V67H53ZM80 66V67H79ZM91 66V68H93L92 70H87L86 71V68L87 69H90L89 67ZM45 67V68H44ZM84 67V68H83ZM86 67V68H85ZM104 67V68H103ZM78 68V69H77ZM99 68H101V69H99ZM47 69V70H46ZM70 69V70H69ZM246 69V70H245ZM255 69V68H254ZM45 70V71H44ZM50 70H51V72H50ZM71 70H72V72H73V70H75L72 74H71ZM78 70V71H77ZM98 70V71H97ZM113 70V71H112ZM97 71V72H96ZM32 72H31V74H32ZM52 72H53V74H52ZM83 72V73H82ZM28 73V72H27ZM57 74H58V71L56 72ZM81 73V74H80ZM51 74V75H50ZM70 74H71V76H70ZM78 74H79V76H78ZM84 74V75H83ZM50 75V76H49ZM81 75V76H80ZM83 75V76H82ZM108 75H110V76H108ZM44 76V77H43ZM69 76V77H68ZM78 76V77H77ZM225 76V75H224ZM48 77V78H47ZM60 77V78H59ZM62 77V78H61ZM76 77V78H75ZM84 77V78H83ZM95 77V78H94ZM42 78V79H41ZM57 78V79H56ZM82 78V79H81ZM102 78H104V80L102 79ZM225 79H226V77H224ZM46 79V80H45ZM100 79V80H99ZM133 79V80H132ZM222 79H223V77H222ZM221 79V80H222ZM51 80V81H50ZM64 80V81H63ZM111 80V81H110ZM40 81H42V83L40 82ZM48 83H47V82ZM62 81V82H61ZM102 81V82H101ZM97 82V83H96ZM31 83V84H30ZM35 85H34V84ZM43 83H44V85H43ZM52 83V84H51ZM66 85H65V84ZM67 83H69V84H67ZM82 83V86L80 85ZM118 83H120L119 85H118ZM126 83H127V85H126ZM29 84H30V87L28 88V86H29ZM41 84V85H40ZM50 84V85H49ZM64 84V87L65 88H63V85ZM98 84H101V86L100 85H98ZM111 84V85H110ZM131 84V85H130ZM41 86V88H42V93L43 94H45V95H41V96H37V97H34L33 95H31L30 93L34 90V88L36 87V86ZM96 85H98V86H96ZM115 85H117L116 87H115ZM76 86V87H75ZM124 86V87H123ZM129 86L131 87L130 89H129ZM135 86H137V87H135ZM55 87V88H54ZM78 87V88H77ZM119 87V88H118ZM32 88V89H31ZM76 88H77V90H76ZM117 88V89H116ZM123 88V89H122ZM125 88V89H124ZM15 89H17V88H15ZM29 89V90H28ZM67 89V90H66ZM115 89V90H114ZM134 89V90H133ZM136 89V90H135ZM24 90H25V92H24ZM54 90H57L56 92L54 91ZM59 90V91H58ZM109 90V91H108ZM119 90V91H118ZM130 90V91H129ZM16 91H21V93H15ZM67 91H69V92H67ZM90 91V92H89ZM117 91V92H116ZM127 91V92H126ZM46 92H50V96H48V95H46ZM109 92V93H108ZM115 92V94H117V97H115L116 95L115 94H113V93ZM120 92V93H119ZM111 93V94H110ZM11 94V95H10ZM134 96H133V95ZM95 95H97V96H95ZM113 95V96H112ZM120 95V96H119ZM124 96V97H123ZM133 96V97H132ZM122 97V98H121ZM94 98V99H93ZM98 98V99H97ZM118 98V99H117ZM11 99V100H10ZM17 99H19L18 101H17ZM87 99V100H86ZM114 99H116V100H114ZM15 100V101H14ZM23 100V101H22ZM57 101H59V102H57ZM66 101V102H65ZM90 101V102H89ZM94 101V102H93ZM128 101V102H127ZM43 102V103H42ZM103 102V103H102ZM98 103L99 104H101V105H98ZM108 103V104H107ZM110 103V104H109ZM121 103V104H120ZM10 104V105H9ZM99 107H97L96 105ZM118 104V105H117ZM63 105V106H62ZM82 105V106H81ZM80 106H81V108H80ZM104 106H105V108H104ZM108 106H109V108H108ZM111 106V107H110ZM23 107H25V109L23 108ZM56 107V108H55ZM101 107H103V109L101 110L100 108ZM126 107V108H125ZM21 108H23V109H21ZM85 108H87V109H85ZM120 108V109H119ZM122 108H125L126 110H122ZM84 109V110H83ZM31 110H34V111H32V112H35V114L33 113H31L30 114V111ZM36 110V111H35ZM37 110H39V111H37ZM100 110V111H99ZM104 110V112H106L105 114H107V115H103L104 114V112L102 113V111ZM112 110V111H111ZM114 110H116V112L114 111ZM78 112V114H77V112ZM16 112V113H15ZM29 113V116H31V115H33L32 117H34L35 119H38V120H36L35 121V119H33L32 117H31V119L29 118V117H27L28 116V114H26V115H23V113ZM37 112H44L45 113V116H47L49 119H51L49 116L51 115V114H53L54 112H56V113H54V115L53 116H51L52 117V119L51 120H49L48 118H47V120L48 121H50V122H52V123H48V121L46 120V117L44 116V115H42L41 114V116H40V114L39 113H37ZM85 112H88V113H86L85 114ZM111 112H113V113H111ZM163 112V111H162ZM243 112V111H242ZM18 113V114H17ZM37 113V114H36ZM43 113V114H44ZM49 114V115H46V114ZM57 113H58V117L56 116L57 115ZM61 113H63V115H64V117L66 118H69L70 120H68L67 118H66V120H64V117H63V115H61ZM93 113L95 114L94 115V119L95 120H92V115H93ZM161 112H158L156 115H158V114H160ZM244 113V112H243ZM20 114H22V115H20ZM38 114H39V116H38ZM86 115V116H84V115ZM101 114V115H100ZM122 114H124V116L122 115ZM163 113H161V115H162ZM36 115H37V117H39L40 119H41V117H43L44 116V118L43 119H39V118H36ZM109 115V117H107ZM115 115V116H114ZM23 116H25V117H23ZM60 116H62L63 117V119L62 120H60V122H62L61 124H59L60 122H59V120H56L55 118H62V117H60ZM80 116V117H79ZM83 116H84V118L86 119V122H85V124L86 125H89V126H82V124H81V119L83 120V123H84V118H83ZM96 116H99L98 118L96 117ZM110 116H111V118H110ZM114 116V117H113ZM7 117L9 118V119H7ZM22 117V118H21ZM100 117L102 118H105V120H107V121H104V122H102L103 120L101 119L100 120ZM109 118V120L107 119V118ZM23 118H26V120L25 119H23ZM29 118V119H28ZM81 118V119H80ZM91 118V119H90ZM114 118H118V119H116V120H114ZM124 118V119H123ZM158 118V117H157ZM53 119H55V121L53 120ZM87 119H88V121L90 120V122H92V123H90V122H87ZM111 119H113V120H111ZM10 120H12V121H14V122H16V123H18V124H15L14 122L12 123V122H9ZM19 120V121H18ZM43 120H44V122H43ZM46 120V121H45ZM75 120V121H74ZM98 121V123H99V125H97V121ZM124 122H123V121ZM42 121V122H41ZM56 121H57V123H56ZM95 121V122H94ZM45 122H47V124L50 126H48ZM68 122V123H67ZM102 122V123H101ZM106 122H108V123H106ZM123 122V123H122ZM40 123H42V124H40ZM47 125L46 127L44 126L45 124ZM77 123H79L78 125H77ZM113 123V124H112ZM7 124V125H6ZM8 124H10V125H12V127H10ZM44 124V125H43ZM58 125V126H56V125ZM91 124V125H90ZM101 124V125H100ZM1 125H5V126H7L8 128H6V127H4V126H1ZM16 125V126H15ZM61 125H63V127L61 126ZM75 125L77 126L76 128H77V130L75 129ZM96 125V126H95ZM105 125V126H104ZM124 127H123V126ZM20 126L21 128H18V127ZM92 126H93V129H92ZM95 126V127H94ZM49 129H48V128ZM55 127H56V129H55ZM78 127H80V130L82 129V128H86L83 132L82 131H78ZM109 127H111L110 128V130H109ZM16 128V130H14ZM24 128V129H23ZM53 129V130H51V129ZM58 128H60V130L58 129ZM62 128V129H61ZM115 128V129H114ZM116 128H118V129H120L119 131L116 129ZM3 129H4V132H6L5 134H4V132H3ZM6 129V130H5ZM8 129V130H7ZM19 130V132H18V130ZM26 129H28V130H26ZM97 129V130H96ZM115 130V132L117 133H115V132H113L114 130ZM123 130V132H122V130ZM13 130V131H12ZM63 131V133H62V131ZM65 130V131H64ZM75 132H74V131ZM83 130V129H82ZM88 130H89V132H88ZM27 131V132H26ZM29 131V132H28ZM61 131V132H60ZM67 131V132H66ZM94 131H97V132H94ZM10 132H8L9 133V135H11V133ZM32 132V133H31ZM86 133V136L85 137H79L80 136V134L81 133ZM107 132V131H106ZM1 133H3V135L1 134ZM75 133L78 135V137H77V135H75ZM119 133V134H118ZM191 133H193V131L191 132ZM190 133V134H191ZM88 134H89V136H88ZM110 134V135H109ZM114 134H116V136L114 135ZM8 134H6V138L8 137L7 136ZM51 135V136H50ZM94 135V134H93ZM111 135H113V136H111ZM3 136V137H2ZM12 136H13V134H12ZM13 136V139L15 138ZM18 136H20L21 137V139L23 140H21L20 139V137H18ZM29 136V137H28ZM31 136V137H30ZM118 136V137H117ZM10 137L11 136H9L8 137V139H10ZM70 137V138H69ZM90 137V138H89ZM119 137H120V139H119ZM127 137V136H126ZM30 138H31V140L32 141H30ZM82 138H84V139H82ZM122 138H123V140H122ZM140 138H142L141 136H136V138H135V136H134V140H136V142H137V144L138 145H140V144H142V145H140V146H137L138 148L140 147V149H139V151L138 152H141L142 150L141 149H143V143L141 142V143H139L140 141H141V139ZM12 139V138H11ZM25 139V140H24ZM29 139V141H30V143H29V141H28V143H27V140ZM82 139V140H81ZM139 139V140H138ZM15 141H16V138L14 139ZM33 140H34V142H33ZM78 140H80V142L78 141ZM39 142V144H38V142ZM116 141V142H115ZM117 141H119V142H117ZM7 142V144H8V142H9V140H7L6 141ZM23 142V143H22ZM33 142V143H32ZM41 142V143H40ZM28 145H27V144ZM35 143V145H34V147H31V146H33V145H31V144H34ZM36 143L40 146H38V145H36ZM64 143H65V145H64ZM68 143V144H67ZM108 143V144H107ZM42 144V145H41ZM75 144H77V145H75ZM83 144H84V147L86 148H84L83 147ZM107 144V146H105ZM43 145H44V148H43V150H41L42 148L41 147H43ZM61 145V146H60ZM67 145V146H66ZM75 145V146H74ZM113 145V146H112ZM116 145H115V147H116ZM65 146H66V149H65ZM70 146H72V147H70ZM77 146V147H76ZM24 147V148H23ZM25 147H27V148H25ZM30 147V148H29ZM239 147H241V145L239 146H236L235 148H236V151L237 152H241L242 150H243V148L241 149H239ZM70 149L69 151H68V149ZM137 148V149H138ZM239 150H238V149ZM29 149V150H28ZM33 150V152H32V150ZM84 149V150H83ZM89 151H88V150ZM136 149V150H137ZM25 150H27V151H25ZM30 150H31V152H30ZM45 150V151H44ZM67 150V151H66ZM19 151H18V153H19ZM25 151V152H24ZM36 151V152H35ZM72 151V152H71ZM83 151H85V152H89V154L87 155L85 152H83ZM27 152V153H26ZM28 152L30 153V156L28 155ZM75 152V153H74ZM105 152V151H104ZM36 153V154H35ZM74 153V154H73ZM26 154V155H25ZM222 153H220V155H221ZM12 157H10V156ZM86 155V156H85ZM219 155V154H218ZM217 154L216 155H214V156H212V157H215L214 159L210 156V161H213L212 163L215 165V164H217V158L216 157H218L219 158V156H218ZM26 156H27V158H26ZM33 156V157H32ZM76 156V157H75ZM86 157V158H81V157ZM9 157H10V159H9ZM15 157V159H16V157H17V160L18 161H16L15 159H13ZM19 157H21L22 159L20 160V158ZM30 157V158H29ZM89 159H88V158ZM93 157V158H92ZM24 158H26L25 160H27L26 161V164H25V167H24V169L26 168V169H28V170H26L25 169V171L22 169L23 167H18L17 165L20 163V165L19 166H21V165H23L24 166ZM76 158V159H75ZM7 159H9V161L7 162L6 160ZM15 160V161H12V160ZM70 159H73V160H70ZM82 161H81V160ZM88 159V160H87ZM208 159V158H207ZM258 160L257 158H252V159H250V162L248 163L247 161L248 160H242V159H239L236 163V166H235V169H234V171L233 172H235V173H233V172H231L230 173V175L231 176H234L235 177V180H236V178H238L239 179V181H238V179L236 180V181H234V179H233V181H234V183L232 182V183H230V180L228 179V177L227 176H225L224 177V179H225V181H224V183L226 182V179L227 180H229V182H226L225 184V186L227 187L228 186V189H226V188H224V187H222L220 184H219V181L218 182H216V181H213V184H212V180H211V183H210V181H209V178H208V172L207 173H205V171H202V173L200 174V175H203V177H201L202 178V180L203 181H209V186H211V187H208V188H210V189H206L205 188V190H207V191H204V193H203V196H202V194H200L199 196H200V198L199 199H201V200H205V196H207V195H214V196H212V197H210L211 199H212V201L215 199V200H217V201H213V202H215V203H213V204H207L206 205V203H204V201L203 202H201V200H199V204L200 205H197L198 204V200L196 199V200H194L195 198H192V199H190V198H188L186 201H185V203H184V206L182 205L181 207L179 206H175V208L177 207V208H179V209H177L176 211H179L180 209H182L181 210V214L183 215V219L186 217V218H188L189 219V217H191L190 218V220L189 221H191L190 222V227L192 226L191 224L192 223H194V221L196 220V222L193 224V226H192V228H194V225L196 224L197 225V223L199 224V222L198 221H200V223H202V224H200V227L198 226V228H199V230L201 231V233L198 231V229L197 228H194V230L196 229L201 235H199L198 233L196 234L197 236H189V237H194V239L191 241V240H189L188 241V239H189V237H188V239L186 240L187 242H186V245H188L187 243H192L193 244V246H189L191 249H189L188 248V246H186L185 244H183V243H185L184 241H182L183 243V246L181 245V239L182 238H180V241L179 242H176V243H174L175 242V240L177 241V240H179L177 237H179V236H181L180 234H178L177 233V235L175 234V235H173L174 236V238H175V240H174V238H172L171 237V239H173L172 241H174V242H172V244L174 243V245L175 246H177L176 248H173V246L174 245H171V242H169L168 241V244H167V240H169L168 239V237H166L167 239H165L166 241V246H164L163 248L160 246V244H157L156 242H155V240L153 241V243L155 242V245L156 246H158V248H159V250H160V252H158L159 254H157V253H155L156 254V260H157V262L156 261H154V263L155 264H166V260H165V257L164 256H166V259H168V258H170V263L169 264H231V262L230 261H232V263H233V261L234 262H237L236 264H242V262H244V263H250V264H257V263H259V264H263L264 263V252H263V250H264V225H263V227H261L260 229H259V227L261 226L260 224L262 223H264V180L262 181V179H264V163H262L263 162V160H261V159H259L260 161H262L261 163H259L260 161L258 160V161H256V160ZM29 160V161H28ZM94 160V161H93ZM209 160V159H208ZM241 160V161H240ZM256 161V162H254V161ZM20 161V162H19ZM77 161V162H76ZM174 161V160H173ZM173 161H171V163L173 162ZM244 161V162H243ZM245 161H246V163L247 164H245ZM12 162V163H11ZM15 162V163H14ZM24 162V163H23ZM90 162V163H89ZM175 162V161H174ZM173 162V163H174ZM242 162L245 164V166L242 164ZM253 162V163H252ZM23 163V164H22ZM170 163V165L171 166H167V170H168V168L169 167H173V164H171ZM239 163V164H238ZM261 164L262 165V167H263V169H261V170H258V168H262L261 166H258L257 164ZM9 164H10V166H9ZM16 164V165H15ZM30 166H29V165ZM77 164H82V166H83V168L82 167H80V165H77ZM84 164V165H83ZM89 164V165H88ZM243 165V167H242V165ZM251 164V165H250ZM252 164H254V165H252ZM15 165V167H17V168H15V167H13ZM27 165H28V168H27ZM239 165H240V167H239ZM248 167H247V166ZM41 166H42V169H45L46 171H42V170H39V169H37V168H40L41 169ZM74 166H76L75 168H74ZM84 166L86 167L85 169H84ZM89 168H88V167ZM175 166V165H174ZM237 166H238V168L239 169H237ZM12 169H11V168ZM31 167V168H30ZM245 167L247 168V169H245ZM258 167V168H257ZM35 168V169H34ZM91 168H94V169H91ZM221 168V167H220ZM242 168H243V170H242ZM14 169H16V170H14ZM34 169V170H33ZM37 169V170H36ZM222 170V173L224 174V175H227L226 173H224L223 171L224 170H226L225 169V166H222V168H221ZM256 169V170H255ZM86 170V171H85ZM91 170H92V172H91ZM245 170V171H244ZM248 170V171H247ZM24 171V172H23ZM35 171H36V173L37 174H39V177L37 176V174L34 176V174H35ZM49 171H50V173H49ZM229 171V170H228ZM236 171H238V172H240V175L239 176H237L239 173L238 172H236ZM248 173H247V172ZM262 171V172H261ZM7 172V173H6ZM9 172H11L12 174H10ZM77 172V173H76ZM226 172V171H225ZM262 173V175L263 176H261V177H263V178H260L259 179V176H258V173ZM47 173V175H45ZM71 173H73V175L71 174ZM206 174V176H205V174ZM221 173V174H222ZM238 173V174H237ZM251 175H253L254 176V174H256L255 175V177L257 178H255V177H251L250 176V174ZM254 173V174H253ZM22 174V175H23ZM42 174V175H41ZM45 176H44V175ZM52 174H53V176L55 175V177H53L52 176ZM85 174V175H84ZM222 174V175H223ZM237 174V175H236ZM229 175V176H230ZM242 175H244V176H242ZM5 176V177H4ZM9 177V180H8V177ZM24 176H26V174L24 175ZM36 176H37V179H39L40 180V182L38 181V180H36ZM75 176V177H74ZM80 176V177H79ZM89 176V177H88ZM91 176V177H90ZM94 176V177H93ZM230 176V178L232 179V177ZM241 176V177H240ZM245 176H246V178H245ZM50 177V178H49ZM51 177H52V179H51ZM73 177V178H72ZM206 177V178H205ZM54 178V179H53ZM59 178V179H58ZM65 178H66V181H65ZM70 178V179H69ZM72 178V179H71ZM205 178V179H204ZM242 178V179H241ZM251 178V179H250ZM44 179H42L43 180V182L45 181ZM79 179V180H80ZM153 180H154V177L152 178ZM151 179V180H152ZM155 179H157V178H155ZM208 179V180H207ZM248 179V180H247ZM256 179V180H255ZM14 180V179H13ZM52 180H54V181H52ZM73 182H72V181ZM241 180V181H240ZM260 180V181H259ZM6 183H5V182ZM49 181H45L46 183H47V186L49 187L50 186V184H49ZM67 181L70 183H67ZM261 181H262V183H261ZM2 182H1V184H2ZM33 182V181H32ZM35 182H36V184H35ZM40 183V186H39V183ZM66 182V183H65ZM152 182V181H151ZM150 181H149V183H148V185H147V188H146V191L147 192H145V194L147 195V197H148V194H150L151 193V191L153 192V193H157L158 191V189H157V187H158V179H157V181L155 180V181H153L152 183H151ZM237 182H240V184H241V182H242V185H240L239 183H237ZM244 182V183H243ZM46 183H44V185L45 186H41V188L43 189V187H44V189H45V187H46ZM156 183V184H155ZM215 183V184H214ZM230 183V184H229ZM258 183H261V184H259V185H257ZM227 184H229V185H227ZM233 184V185H232ZM3 185V184H2ZM157 187H156V186ZM214 185V186H213ZM218 185V186H217ZM219 185H220V187H219ZM230 185H231V187H230ZM234 185L236 186V187H234ZM151 186H153V188L151 187ZM234 188H233V187ZM250 186V187H249ZM35 187H39L38 189L39 190H35ZM48 187H46V189H47V191H49L50 192V190H48L49 188ZM217 187V188H216ZM245 187V188H244ZM28 188H31V187H27L25 190H24V192L27 190L28 191ZM52 186H51V195L52 194H56V197H57V195L58 194H60V193H58V192H60L59 190H57V189H55L56 191H58V192H56V191H53V193H52ZM152 188V189H151ZM155 188H156V190H155ZM213 188H215V189H217L216 191H214V190H212L213 192L211 193V189H213ZM219 188H220V191H219ZM246 188H248V189H246ZM255 188V189H254ZM45 189V190H46ZM232 191H231V190ZM54 190V189H53ZM109 190H113V189H110L109 188ZM109 190H108V192L106 191V197H107V199H110V200H108L107 201V204L108 203H110V201H112V198H113V194L112 193H114L113 191H110L109 192ZM226 190V191H225ZM228 190V191H227ZM239 190V191H238ZM244 190V191H243ZM30 191H28V192H30ZM150 193H149V192ZM209 191H210V193H209ZM259 192V193H255V192ZM205 192H207L208 194H206ZM215 192V193H214ZM217 192H219V195H218V193ZM222 192H223V194L224 195H222ZM227 192V193H226ZM228 192H232L231 194L230 193H228ZM214 193V194H213ZM220 193H221V196H220ZM26 194H27V192H26ZM30 194V193H29ZM36 194H38V193H36ZM54 194V195H55ZM109 194V195H108ZM110 194H111V196H110ZM204 194H205V196H204ZM227 194V195H226ZM232 194H233V196H232ZM215 195H217L216 197H215ZM37 196V195H36ZM58 196H60V195H58ZM228 196V197H227ZM52 197V196H51ZM109 197V198H108ZM183 197H186V196H183ZM201 197H203V198H201ZM215 197V198H214ZM222 197H225V200L222 198ZM229 197H231L230 198V200L228 199ZM258 197V198H257ZM60 198V197H59ZM214 198V199H213ZM219 200H218V199ZM260 198V199H259ZM52 199L54 200L55 199V196H54V198L52 197ZM173 199V198H172ZM171 199V200H172ZM191 200V202H190V200ZM233 200V202H232V200ZM259 199V200H258ZM170 200V201H171ZM188 200H189V202H188ZM194 200V202H192ZM226 200H227V202H226ZM229 200V201H228ZM235 200V201H234ZM247 201L246 203H245V201ZM173 202H174V200H172ZM225 201V202H224ZM242 201H244V203L242 202ZM259 201V202H258ZM188 202V203H187ZM201 202V203H200ZM219 204H218V203ZM221 202V203H220ZM229 202V204H227ZM232 202V203H231ZM236 202V204L234 205V203ZM240 202H242L243 203V206H239L240 204ZM250 202V203H249ZM197 203V204H196ZM225 203L227 204V205H225ZM34 204V203H33ZM212 205H215V206H217L216 208L217 209H219V210H217V209H214V207L212 206ZM221 205V206H220ZM222 205H223V207H222ZM230 205V206H229ZM242 205V204H241ZM108 205H106V209H111L110 208V206L109 207H107ZM188 206V207H187ZM197 206L200 208V210L198 211L197 209H199V208H197ZM234 206V207H233ZM248 206V207H247ZM187 207V208H186ZM205 207V208H204ZM211 207V208H210ZM236 207V208H235ZM238 207V208H237ZM243 207L246 209H243ZM250 207V208H249ZM35 208H36V205L35 206H33V209H32V207H31V209H32V211L33 212H31L32 214H34V211H35ZM207 208H210V209H207ZM213 208V209H212ZM242 208V209H241ZM221 209V210H220ZM227 209V210H226ZM241 210V211H234V210ZM250 209V210H249ZM48 210H49V208H48ZM47 210V212L49 213L50 211H48ZM186 210V211H185ZM191 210V211H190ZM194 210H195V212H194ZM201 210H202V214H201ZM205 212H204V211ZM208 210L209 211H211V212H213L212 210H214V212H215V210H216V213H217V220H218V222H219V218H222V219H226L225 217H227V215H228V220H232L233 218H234V216H235V218L237 217V219H233L231 222L232 223H234L235 222V220L237 221L234 225H236V227L235 226H233V225H230L231 224V222L229 223H226V225H227V228L229 229V231L231 230V228H233V230H231V233L228 231V230H224V229H226V225L224 226V227H222V228H220V229H223L224 231H227V233H230V234H227L226 232H224L225 234H227L226 236H225V234L222 232L223 230H217L216 229V225L214 226V225H212L213 224V222H210V220H212V219H210L211 218V212H208ZM107 211H110V210H107ZM122 211V214H124V216H122V218L123 217H125L126 215H129L128 214V211L127 210H121ZM121 211H119L120 213H121ZM124 211H126L125 213H124ZM184 213H183V212ZM243 211V212H242ZM43 212H45V210L43 211ZM42 212V213H43ZM47 212H45V213H47ZM112 212V211H111ZM130 212V211H129ZM187 212H188V214H187ZM213 212V213H214ZM225 213V214H221V213ZM229 212V213H228ZM237 214H236V213ZM45 213H43L44 215H46V216H48L47 214H45ZM153 213V212H152ZM152 213H150V215L152 214ZM192 214V215H194V216H191L190 214ZM196 213V214H195ZM199 213V214H198ZM209 214V217L207 216L208 214ZM233 213V214H232ZM242 213H243V215H242ZM121 214V215H122ZM126 214V215H125ZM201 214V216H196V215H200ZM205 215L204 217L202 216V215ZM207 214V215H206ZM219 214V215H218ZM240 214H241V216H240ZM35 215V214H34ZM43 215V216H44ZM186 215V216H185ZM188 215H190V216H188ZM226 215V216H225ZM237 215V216H236ZM120 216V215H119ZM185 216V217H184ZM198 217V218H196V217ZM240 216V217H239ZM244 216V217H243ZM121 217V216H120ZM170 218H171V216H169ZM168 217V218H169ZM174 216H172V218H173ZM192 217L194 218L193 219V221L191 220L192 219ZM202 217V218H201ZM230 217V218H229ZM248 217H250V218H248ZM167 218V216L166 217H164V228H167V229H163V230H168L169 228H170V226H171V230H173L174 229V226H175V222L174 223H172L173 221H174V219H175V217H174V219H173V221L172 220H170V219H166ZM171 218V219H172ZM209 218V219H208ZM232 218V219H231ZM165 219H166V221H165ZM197 219H199L198 221H197ZM208 219V220H207ZM204 220V221H203ZM228 220H226V222L228 221ZM249 220V221H248ZM169 221V222H168ZM184 221H185V219H184ZM187 221V220H186ZM185 221V222H186ZM234 221V222H233ZM254 221V223H252ZM184 222V223H185ZM188 222V221H187ZM187 222L185 223V224H187ZM210 222V223H209ZM245 222V223H244ZM248 222H249V224H248ZM259 222V223H258ZM93 223V222H92ZM168 223V224H167ZM244 223V224H243ZM247 223V224H246ZM170 224V225H169ZM230 225V227H228L229 225ZM239 224V225H238ZM255 224H256V226H255ZM257 224H259V225H257ZM90 225H93V224H91V221H90V223L88 224V227L90 226ZM173 225V226H172ZM188 225H189V223H188ZM195 225V227H197ZM202 225V226H201ZM204 225V226H203ZM206 225V226H205ZM247 226V227H244V226ZM95 226V225H94ZM94 226H92L93 228H92V230H89V229H91V228H86L87 229V232L89 233V231H93V229L95 228ZM166 226H169V227H166ZM212 226V227H211ZM213 226L215 227V228H213ZM233 226V227H232ZM242 227V229L243 228H245V229H241V227ZM253 226H255V229H254V227ZM259 226V227H258ZM91 227V226H90ZM203 227V228H202ZM173 228V229H172ZM202 230H201V229ZM239 230H238V229ZM247 228V229H246ZM256 228H257V230H259L260 232H258L257 230H256ZM149 230H151L150 228H148ZM203 229L205 230L204 232H203ZM210 229H211V231H210ZM26 230V229H25ZM24 230V231H25ZM163 230H161V231H163ZM170 230V229H169ZM175 230V229H174ZM196 230H195V233H196ZM208 230V231H207ZM215 230H217L216 232H215V234H214V232L213 231H215ZM36 231V230H35ZM35 231H33V232H31V234H32V236H33V233H35L34 235L35 236H39V234L38 235H36L37 234V232L39 231H37V232H35ZM207 231V232H206ZM220 231V232H219ZM238 231H240L237 235H236V237H234L235 236V234L238 232ZM243 231V232H242ZM247 231V232H246ZM40 232H44L43 230L42 231H40ZM39 232V233H40ZM86 232V233H87ZM205 232H206V234H205ZM209 232V233H208ZM213 232V233H212ZM224 234V235H222V237H221V234L222 233ZM258 232V233H257ZM28 233H29V231H28ZM53 233V232H52ZM91 233V232H90ZM89 233V234H90ZM203 233V234H202ZM219 233H221V234H219ZM247 233V234H246ZM254 233H256V234H254V236H253V234ZM261 235H260V234ZM263 233V234H262ZM30 234V233H29ZM31 234H30V236H31ZM210 234H211V236H212V240H213V243H212V240L211 239H209V238H211V236H210ZM220 235V239H221V241H223V243L221 244V241H220V239L218 238L217 240H214V238L216 239L217 237H218V235ZM242 234V235H241ZM43 235H46V234H44V233H42V235H40V237H43V239H41V242L43 241V243H41L40 242V244L41 245H39V247L37 246V247H35L34 249L36 250L35 252H36V255L38 254V255H40V257H41V262L43 261L44 263H48V264H70V262L69 261H67V260H65L64 258L62 259L61 258V256L59 255V253L58 254H54V252H55V250H52L53 249V247L54 246H56V244L58 243H60L59 241H55V242H57L55 245H50L51 243V240H49L48 239V237H49V235H46V236H43ZM209 235V236H208ZM215 235V236H214ZM229 235H231V236H229ZM35 236H33V237H35ZM200 236H202V238L200 237ZM204 236V237H203ZM205 236L207 237V238H205ZM217 236V237H216ZM229 236V237H228ZM256 236V237H255ZM260 236H262V237H260ZM44 237H45V240H46V238H47V244L48 245H46L45 243H44ZM183 237V239H185V235H183L182 236ZM247 237H249V238H247ZM252 237V238H251ZM261 238V240L260 239H258V238ZM198 238H200L199 240H198ZM204 238L205 239H208L211 243H209V241L207 240H204ZM232 239V245H231V243L229 244V241L228 240H231ZM256 240V239H258V240H256L257 241V243H255L253 240L254 239ZM263 238V239H262ZM170 239V240H171ZM182 239V240H183ZM196 239V240H195ZM223 239H227L226 241L228 242V243H226L227 245V247H225L224 248V246H222L223 244H225V242H224V240ZM235 239H236V241H235ZM253 239V240H252ZM248 242L249 241V245L251 246H253L254 248H252V246H251V248L252 249H250L249 247V245L245 242ZM250 240L252 241V243L250 242ZM50 241V242H49ZM195 241H196V243H195ZM201 241V242H200ZM204 241V242H203ZM217 242V245L216 244H214V242ZM220 243H219V242ZM243 241V242H245V244L243 245V244H241V242ZM215 242V243H216ZM235 242H236V244H237V242H238V244H239V246H238V244L236 245L235 244ZM178 243H180L179 244V248H184L185 246H186V248L184 249V251L186 252L187 251V253L186 254H181L182 252L180 251V249H178ZM207 243V244H206ZM54 244V243H53ZM58 244H57V246L56 247H58V248H64V246H62V245H60L59 244V246H58ZM62 244V243H61ZM169 244H170V246H172V247H169ZM204 244H206V245H204ZM219 244V245H218ZM247 244V245H246ZM254 244V245H253ZM260 246V248H259V246ZM9 245V246H8ZM44 247H43V246ZM185 245V246H184ZM199 246V247H197V246ZM210 245V246H209ZM212 245L213 246H216V247H212ZM230 245V246H229ZM243 245V246H242ZM262 245V246H261ZM62 246V247H61ZM151 246V245H150ZM150 246H149V248H150ZM195 246L197 247L196 248V251L195 250H193V249H195ZM201 246V247H200ZM203 246V247H202ZM206 246H208V248H206ZM223 247V248H221V247ZM233 246H235L234 247V249H233ZM239 247V248H237V250H236V252H239V251H242L241 253L239 252V254H241V256H239V254L237 253L236 254V252L232 255H228V254H226V253H233V251L232 250H235L236 249V247ZM249 246V247H248ZM42 247V249H40ZM154 247V246H153ZM193 247V248H192ZM219 247V248H218ZM256 247H258L259 248V250L257 249V251H255L256 250ZM5 248V249H4ZM12 247H11V245L10 244H8V243H6V242H4V244H2V245H0V264H10V263H14V264H16V263H21L22 264V262H19V261H21V258H20V260H19V257L18 256H15V257H13L15 254L12 252V249H11ZM50 248V249H49ZM52 248V249H51ZM147 248V247H146ZM162 249V251H161V249ZM173 248V249H172ZM199 248V249H198ZM202 248V249H201ZM206 248V249H205ZM212 248V249H211ZM220 249V250H214V249ZM227 248V249H226ZM241 248V249H240ZM247 248H248V250H247ZM54 249H56V248H54ZM148 249V248H147ZM146 249V250H147ZM152 249V247L150 248V250ZM156 249V248H155ZM175 249V250H174ZM179 250V251H177V250ZM188 249L189 250H193V253H192V251L191 252H189L188 251ZM203 249H205L204 251H203ZM211 249V250H210ZM231 249V251L229 252V250ZM249 249H250V251H249ZM254 249V250H253ZM7 250V251H6ZM47 250V251H46ZM60 250V249H59ZM59 250L58 249H56V251L57 252H59ZM145 250V252H146V254H147V252L148 251H146ZM158 250V251H159ZM200 252H199V251ZM202 250V251H201ZM207 250V251H206ZM213 250V252H211ZM222 250H223V252H222ZM228 250V251H227ZM239 250V251H238ZM246 250L247 251H249V253L247 252V254H246ZM38 251V252H37ZM155 251V250H154ZM154 251L152 250V255H150V257L151 256H153L154 255ZM168 251H169V253L170 254H167L168 253ZM182 251H183V249H182ZM209 251V252H208ZM218 253H217V252ZM220 251V252H219ZM253 251V252H252ZM260 252V254H259V252ZM6 252H7V254H6ZM42 252H43V254H42ZM145 252H144V255H145ZM156 252H157V249H156ZM163 254H162V253ZM167 252V253H166ZM176 252H178L177 253V255H175L176 254ZM207 252V253H206ZM225 252V253H224ZM263 252V253H262ZM5 253V254H4ZM40 253V254H39ZM201 255H200V254ZM254 253H256L255 254V256H254V258H253V256H252V254H254ZM257 253H258V256H257ZM3 254V255H2ZM45 254V255H44ZM162 254V255H161ZM189 254H191V256L189 255ZM205 254H207V255H214V256H207V255H205ZM217 254H218V256H217ZM245 254H246V256H245ZM250 254V255H249ZM263 256H262V255ZM148 255H149V252H148ZM148 255H146V256H144V257H146V259H147V256ZM168 255V256H167ZM172 255V256H171ZM173 255H175V256H173ZM184 255L185 256H187V257H191L190 259L188 258V260L190 261H188L186 258L187 257H184ZM216 255V256H215ZM225 255V256H224ZM235 255V256H234ZM56 256V257H55ZM170 256V257H169ZM177 256V257H176ZM192 256H194V257H192ZM195 256L197 257V260H196V258H195ZM206 256V257H205ZM232 256H234V258L235 257H238V259L236 258V259H234V258H232ZM248 256V257H247ZM141 257H143V254H142V256ZM143 257V258H144ZM163 257V258H162ZM179 257V258H178ZM182 257H184V258H182ZM210 259H209V258ZM216 257V258H215ZM255 257H258L257 258V260H256V258ZM14 258V259H13ZM152 258V257H151ZM150 258V260H152ZM154 258V257H153ZM176 258H177V260H176ZM201 258V259H200ZM212 258V259H211ZM230 258V259H229ZM231 258H232V260H231ZM241 258H245V261L243 260V259H241ZM262 258V259H261ZM62 259V260H61ZM175 259V260H174ZM180 259H181V262H180ZM182 259H184V260H182ZM199 259V260H198ZM214 259H216V261H214ZM258 259H261V260H258ZM19 260V261H18ZM169 260V259H168ZM167 260V261H168ZM174 260V261H173ZM222 260H224V261H222ZM228 260H230V261H228ZM236 260V261H235ZM240 260H243V261H240ZM10 261V262H9ZM12 261V262H11ZM55 261V262H54ZM62 261V262H61ZM67 261V263H65ZM163 261V262H162ZM187 261V262H186ZM194 261V262H193ZM196 261H200V262H196ZM42 262V263H43ZM59 262V263H58ZM160 262V263H159ZM162 262V263H161ZM169 262V261H168ZM168 262H167V264H168ZM178 262V263H177ZM189 262V263H188ZM193 262V263H192ZM230 262V263H229ZM261 262V263H260ZM151 263H153L152 261H151ZM153 263V264H154ZM243 263V264H244ZM235 264V263H234Z\"/></svg>","mask_w":264,"mask_h":264}]
</instances>
